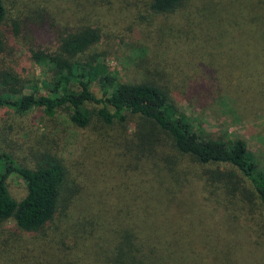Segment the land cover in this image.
Returning a JSON list of instances; mask_svg holds the SVG:
<instances>
[{
  "label": "trees",
  "instance_id": "trees-1",
  "mask_svg": "<svg viewBox=\"0 0 264 264\" xmlns=\"http://www.w3.org/2000/svg\"><path fill=\"white\" fill-rule=\"evenodd\" d=\"M44 1L28 0L23 12L31 36L51 39L30 49L43 77L19 79L0 66V109L16 116L39 110L76 128L92 118L111 126L134 115L139 136L126 172L140 166L146 179L144 158L151 157L157 169L148 183L159 187L153 205L147 196L137 206L130 192L112 204L92 202L94 210L73 219L76 183L54 151L30 150L26 164L0 148V222L33 235L42 254L35 264H264V169L245 141L193 128L173 102L165 73L143 59L132 81L93 69L119 37L114 24L135 13L140 0H57L54 16ZM146 7L154 14L188 12L201 71L210 79L202 88L226 112L246 119L264 113V0H148ZM6 15L0 0V26ZM139 46L132 49L144 56ZM4 49L0 31V56ZM12 175L24 183L19 198L7 186ZM168 175H178L179 186L171 187ZM196 180L204 181L202 193L189 197L185 183Z\"/></svg>",
  "mask_w": 264,
  "mask_h": 264
},
{
  "label": "rangeland",
  "instance_id": "rangeland-1",
  "mask_svg": "<svg viewBox=\"0 0 264 264\" xmlns=\"http://www.w3.org/2000/svg\"><path fill=\"white\" fill-rule=\"evenodd\" d=\"M27 1L3 0L7 15L0 26L5 39L0 66L11 68L19 79L34 82L43 77V68L35 62L36 54L31 50L38 49L37 44L41 47L51 44V39L47 35L33 37L27 32V21L23 15L28 8ZM147 2L140 0L135 13L130 10L117 24L113 23L120 38H115L112 51L101 62H96L93 69L98 72L109 70L120 81H132L141 75L143 59L147 65L151 64L165 73V83L171 90L173 102L189 116L193 128L216 137L242 138L264 169V133L260 130L264 125V113H253L246 119L238 113L231 115L226 112L218 103L217 95L202 88L203 84H210V79L201 71L188 12L178 10L165 15L154 14L147 10ZM56 4L57 0H46L43 7L52 9L54 16ZM132 15L134 17L130 19ZM53 29H50L51 33ZM128 40L132 45H128ZM138 44L144 48V56L142 49H132ZM195 88L198 91H194ZM94 107V104H89V109ZM139 125V119L128 114L123 123L105 126L92 118L86 128H76L48 119L39 110L16 116L7 109H0V148L12 152L17 161L26 164L30 163V150L47 148L54 151L65 164L70 181L76 183L71 213L74 219L88 213L89 208L94 210L92 202L99 203L108 198L106 203L112 204L116 198L130 192L129 197L137 202V206L147 196L149 203L157 201L159 183H148L150 170L157 169L152 165L154 159L144 158L146 179L140 166L131 173L126 172V164L135 162L134 143L139 136ZM181 176L183 179V174ZM167 180L171 187L180 184L178 175H168ZM203 184V180L185 183L184 190L189 197L194 196L202 193L200 186ZM7 186L13 197L19 198L23 194L24 183L18 176H9ZM128 216L133 217L134 213ZM32 236L18 229L10 220L0 222V264H28V261L35 264L42 254L39 248L33 249Z\"/></svg>",
  "mask_w": 264,
  "mask_h": 264
}]
</instances>
